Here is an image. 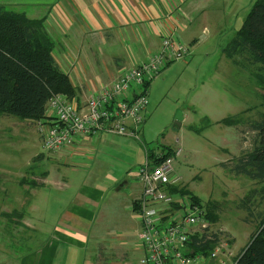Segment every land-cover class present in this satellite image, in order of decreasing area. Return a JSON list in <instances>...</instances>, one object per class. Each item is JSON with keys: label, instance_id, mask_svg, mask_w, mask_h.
I'll return each mask as SVG.
<instances>
[{"label": "rangeland", "instance_id": "obj_1", "mask_svg": "<svg viewBox=\"0 0 264 264\" xmlns=\"http://www.w3.org/2000/svg\"><path fill=\"white\" fill-rule=\"evenodd\" d=\"M255 1L214 0L206 17L192 18L189 28L186 26L191 30L185 41L188 55L167 63L149 84L147 121L139 131L142 139L102 132L107 141L97 139L89 143L91 150H85L93 153L92 161L100 157L93 166L87 158H61L58 152L47 150L38 122L0 114V264H21L31 255L37 258L42 248L52 243V231L62 210L56 200L65 188L55 179L62 180L63 176L70 180L66 192L73 201L84 184L110 187V199L92 229L94 236L100 231L103 235L90 237L86 253L79 252L74 264H84L85 258L88 264H139L144 248L138 247L136 235L125 233L138 226L126 206L133 198L127 191L139 182L138 156H142V164L146 162L144 146L158 153L181 149L172 164L182 177L183 187L196 195L205 210L209 204H216L218 219L212 221L213 227L217 232L223 229V237L230 238L227 253L208 258L207 264L238 260L264 216L260 195L249 197L262 183L234 170L237 160L256 145L258 132L253 124L264 112V89L259 79L262 71H257L260 66H249L245 59L236 63L224 49ZM52 14L66 22L59 8ZM185 30H181L182 35ZM56 39V46L63 47L62 37ZM119 42L114 50L108 41L99 44L100 52L108 55L106 62L112 59L110 55H121L127 62H121V67H132L149 57L138 51L135 41ZM61 46L54 55L61 56ZM98 79L88 92L79 90L81 98L93 91L94 84L100 86ZM230 116L239 120L238 125L222 121ZM136 144H140L141 152ZM47 169L52 179L44 181ZM186 249L182 247V251Z\"/></svg>", "mask_w": 264, "mask_h": 264}, {"label": "crops", "instance_id": "obj_2", "mask_svg": "<svg viewBox=\"0 0 264 264\" xmlns=\"http://www.w3.org/2000/svg\"><path fill=\"white\" fill-rule=\"evenodd\" d=\"M213 1L0 0V4L15 11L26 12L31 18L45 19L46 30L55 41L54 54H56V49L61 46L60 44L56 46V37L58 40L59 36L62 37V40L60 39V43L63 44V47L61 46L62 54L61 56L54 55L56 61L79 90L88 92L90 85L95 82V78L96 80L100 78L103 81L112 80L119 74L122 68L121 62L127 63L121 55H110L109 57L112 59L106 62L108 55H103L100 52L99 44L108 41L111 44V49L114 50L118 40L119 43L128 42L129 44L135 41L138 51L145 52L150 56L161 48V37L166 32H174L179 37L178 39L185 43L190 36L191 30L187 29L194 21L192 18L194 16L206 17V12L212 9ZM56 8L63 11L66 22L52 14V10ZM181 30H185L183 35ZM131 56L129 54V58ZM114 67L120 69L115 70ZM95 86L97 85L94 84L92 88ZM88 96L89 93H84V97L81 98L79 93V99L75 98V100L79 104H85ZM47 114L51 116V112L48 111ZM44 120L49 119L45 118ZM96 134L99 135L97 138L94 136ZM97 139L99 142L107 141L105 134L102 133L79 137L72 147L60 150L58 155L68 159L78 157L85 160L87 158L90 161L89 165L93 166L100 157L92 161L94 160L93 153H87L85 150H91L89 143H94L93 141ZM136 146H139L136 149L141 152L140 144H136ZM146 148L148 147L144 146L143 153ZM141 157L138 156L137 164H142ZM145 157L148 158L147 153H145ZM64 164L68 167L66 163ZM51 177L52 172L47 169L43 180L52 179ZM55 180L56 184L61 182L65 188L62 189L58 200H56V204L62 210L59 213V222L52 231V243L42 248L43 250L37 258L33 259L35 255L25 257L21 264H74V258L78 257L79 252L86 253L90 237L97 239L98 235H103L100 231L95 237L92 234V229L99 220L102 209L106 206L105 203L110 199V193L108 194L110 187H103L105 185L103 183L84 184L78 188V194L73 201L69 200V195L66 192L71 187L70 180L66 176H63L62 180ZM137 183L134 188L127 191V195L133 198L131 205L126 206V210L131 212V217L137 221L138 226L127 229L125 233L136 235L139 240L141 221L134 211L133 203L140 196L142 186L139 182ZM52 198L55 199L54 196ZM139 244L141 245L140 240L137 242L138 247ZM84 260V264H88L89 259L85 258ZM129 262L131 261H128V264H131Z\"/></svg>", "mask_w": 264, "mask_h": 264}, {"label": "built area", "instance_id": "obj_3", "mask_svg": "<svg viewBox=\"0 0 264 264\" xmlns=\"http://www.w3.org/2000/svg\"><path fill=\"white\" fill-rule=\"evenodd\" d=\"M161 38V48L146 60L122 67L110 81L98 79L100 86L93 88L85 104L63 93L53 95L47 107L51 110V116L46 117L49 120L37 121L44 147L59 152L72 147L79 137L102 132L141 140L139 131L146 120L151 80L167 63L185 58L189 51L174 32H166ZM181 153V149L169 155L155 152L154 161L146 158L139 166L142 191L136 202L142 226L138 236L145 250L139 264H207L208 258L227 253L230 238L223 237L224 230L214 229L207 211L192 195L174 192V188H184L172 164ZM215 234L219 239L208 255L192 253L190 245L195 238L200 245L215 239ZM183 246L186 251H182Z\"/></svg>", "mask_w": 264, "mask_h": 264}, {"label": "trees", "instance_id": "obj_4", "mask_svg": "<svg viewBox=\"0 0 264 264\" xmlns=\"http://www.w3.org/2000/svg\"><path fill=\"white\" fill-rule=\"evenodd\" d=\"M44 20L31 18L26 12L15 11L0 4V114L37 122L47 117L48 102L53 95L63 93L70 99H79V89L56 61L55 41L46 30ZM242 24L224 51L236 63L245 59L249 66L259 65L257 71H262L259 79L264 89V0L255 1ZM222 121L235 126L239 123L238 119L231 116ZM253 127L258 132L256 145L237 160L234 170L237 174H246L262 183L259 189L250 192L249 197L258 194L264 201V112ZM161 152L169 155L172 149H162ZM145 153L151 160L155 156L152 149L146 148ZM179 191L190 193L199 202L196 195L185 186L180 190L174 188V192ZM247 204L248 201L245 202ZM133 208L137 214L136 200ZM206 208L207 217L216 222V204H209ZM214 237V241L207 240L200 245L194 237L190 250L193 254L200 252L208 255L219 239ZM237 261L238 264H264V216Z\"/></svg>", "mask_w": 264, "mask_h": 264}]
</instances>
